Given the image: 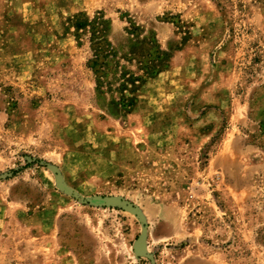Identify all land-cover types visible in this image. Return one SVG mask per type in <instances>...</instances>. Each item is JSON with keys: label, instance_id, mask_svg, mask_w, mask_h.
I'll return each instance as SVG.
<instances>
[{"label": "rangeland", "instance_id": "rangeland-1", "mask_svg": "<svg viewBox=\"0 0 264 264\" xmlns=\"http://www.w3.org/2000/svg\"><path fill=\"white\" fill-rule=\"evenodd\" d=\"M0 264H264V0H0Z\"/></svg>", "mask_w": 264, "mask_h": 264}, {"label": "trees", "instance_id": "trees-1", "mask_svg": "<svg viewBox=\"0 0 264 264\" xmlns=\"http://www.w3.org/2000/svg\"><path fill=\"white\" fill-rule=\"evenodd\" d=\"M93 32H94V34L101 33L100 29L98 27H96V26L94 27Z\"/></svg>", "mask_w": 264, "mask_h": 264}]
</instances>
